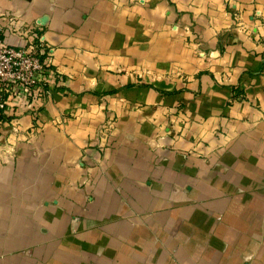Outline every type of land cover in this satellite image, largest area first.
Instances as JSON below:
<instances>
[{
  "label": "crops",
  "instance_id": "1",
  "mask_svg": "<svg viewBox=\"0 0 264 264\" xmlns=\"http://www.w3.org/2000/svg\"><path fill=\"white\" fill-rule=\"evenodd\" d=\"M54 73L1 106L0 264H264V0H0Z\"/></svg>",
  "mask_w": 264,
  "mask_h": 264
},
{
  "label": "built area",
  "instance_id": "2",
  "mask_svg": "<svg viewBox=\"0 0 264 264\" xmlns=\"http://www.w3.org/2000/svg\"><path fill=\"white\" fill-rule=\"evenodd\" d=\"M53 75L42 49H15L0 40L1 106L11 102L23 108L33 107L48 95Z\"/></svg>",
  "mask_w": 264,
  "mask_h": 264
}]
</instances>
